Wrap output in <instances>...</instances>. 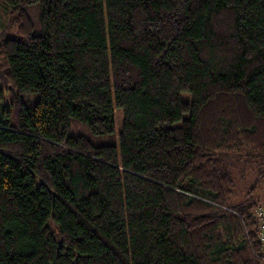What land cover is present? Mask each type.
I'll list each match as a JSON object with an SVG mask.
<instances>
[{"label": "trees", "instance_id": "obj_1", "mask_svg": "<svg viewBox=\"0 0 264 264\" xmlns=\"http://www.w3.org/2000/svg\"><path fill=\"white\" fill-rule=\"evenodd\" d=\"M1 1L0 264H264V0Z\"/></svg>", "mask_w": 264, "mask_h": 264}, {"label": "rangeland", "instance_id": "obj_2", "mask_svg": "<svg viewBox=\"0 0 264 264\" xmlns=\"http://www.w3.org/2000/svg\"><path fill=\"white\" fill-rule=\"evenodd\" d=\"M15 37H17L16 29L10 25L8 11L0 0V41ZM36 100L37 96L35 95H30L24 99L25 104L28 106ZM181 100L185 103H190L191 97L188 93H181ZM179 124L180 122L166 123L165 126L176 127ZM114 125L116 132L122 127L121 110H116L114 113ZM72 134L89 136V139L94 145H107L111 143V141L108 140V137L104 139L90 137L88 131L80 126L74 127V129H72ZM246 160L240 162L238 159L237 161L236 159H232L226 164L235 185L234 193L229 201V205L231 207H238L245 204L258 203L264 207V178L259 180L257 178V172L254 169L255 167L251 165L250 161L248 162Z\"/></svg>", "mask_w": 264, "mask_h": 264}, {"label": "built area", "instance_id": "obj_3", "mask_svg": "<svg viewBox=\"0 0 264 264\" xmlns=\"http://www.w3.org/2000/svg\"><path fill=\"white\" fill-rule=\"evenodd\" d=\"M253 215L258 223L257 236L264 251V207L258 206L254 209Z\"/></svg>", "mask_w": 264, "mask_h": 264}]
</instances>
